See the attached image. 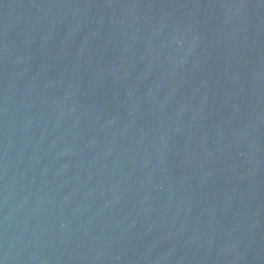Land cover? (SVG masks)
I'll use <instances>...</instances> for the list:
<instances>
[{
	"label": "water",
	"instance_id": "1",
	"mask_svg": "<svg viewBox=\"0 0 264 264\" xmlns=\"http://www.w3.org/2000/svg\"><path fill=\"white\" fill-rule=\"evenodd\" d=\"M0 264H264V0H0Z\"/></svg>",
	"mask_w": 264,
	"mask_h": 264
}]
</instances>
